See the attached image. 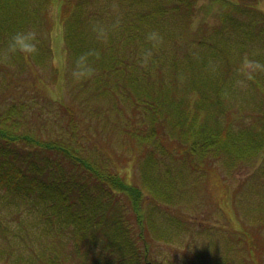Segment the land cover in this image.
<instances>
[{
  "label": "trees",
  "instance_id": "trees-1",
  "mask_svg": "<svg viewBox=\"0 0 264 264\" xmlns=\"http://www.w3.org/2000/svg\"><path fill=\"white\" fill-rule=\"evenodd\" d=\"M54 2L44 0L40 14L32 18L26 0H0V47H6L16 63L23 62L26 65L28 57L38 62L47 59L46 54L51 55L53 43L42 41L45 39L44 36L41 37L42 33L36 34V39L42 40L36 41L34 53H25L19 46L13 50L10 43L15 34H26L33 25L38 27L39 17L43 24H48L52 29L54 23L49 13L53 10L51 5ZM92 2L64 0L55 9V16L62 24L60 32L63 49L72 53L70 57L75 62L76 56H80L79 73L82 81L78 91L73 94L74 98L69 93V84L67 87L64 83L68 96L78 102L76 106H63L62 117L56 120V127L52 125L55 121L48 106L42 105L37 110L28 109L34 103L31 99L11 97L5 105L0 106V209H15L19 214L17 217L32 216V225L40 231L39 236L52 239L55 246L48 249V254L47 249L40 251L35 264H66L67 253L75 264H175V260L155 258L150 250L151 241L148 237L151 236V231L163 235L168 230L173 232L177 227L182 232L186 229L184 220L173 213L166 214L157 206L163 220L153 228L146 222L143 198L149 194L158 196L160 192L156 190L153 193L150 187L140 189L132 185L117 171L108 167L110 157L104 159L99 153L86 152L96 149L83 131L80 112L87 114L94 111L98 114L97 107L86 106L109 94L121 99L125 96L134 109L138 104H143L142 110L146 111L147 107L151 115L150 131L153 130V135L142 137L141 130L137 133L125 131L137 139L138 144L150 142L149 138L156 142L155 150H145L143 161L150 163L152 159L156 161L158 153H167L158 137V125L167 124L171 127L172 136L179 140L178 148L186 153L185 161L190 165L192 160H198L202 164L209 157L222 160L226 154L230 155L226 158L232 163L251 162L255 159L258 161L264 154V106L260 104V111L251 112L255 119L241 133L234 134L219 122L211 129L208 127L211 121L209 118L217 120L218 114L209 110H223L222 95L229 87L223 83L222 75L211 82L210 79L217 77V74L211 75L200 60H188L185 68H176L174 73L176 77L184 72L186 76H191L190 89L177 82H173L178 87L174 88L170 82L150 80L153 79L151 68L156 63L163 62L165 51L156 47L154 41L146 39L147 35L155 30L163 38L170 37L166 21L182 22L195 8L196 0H125L124 3L132 9L125 10L122 18L110 21L109 29L106 30L109 34L106 43L104 45L101 39V46L96 49L86 44L83 33L80 35V43H76L80 25L88 20L83 17L84 14H92V19L93 16L100 18L101 15L110 13L106 6L95 9L91 6ZM216 2L220 5V23L205 30L203 35H209L212 30H224L220 31L219 40L212 42L209 37L201 38L203 35L190 37L189 31L186 36L189 42H196L199 47L212 52V58L226 57L230 48L239 47L243 59V51L250 40L263 42L264 24H260L263 17L254 16L245 23L236 15L243 12L258 15L256 0ZM131 11L134 12L133 15ZM227 29L229 32H226ZM235 31L240 32L239 37L231 34ZM219 42L225 43L223 49L217 46ZM127 48L133 51L130 56L135 62L141 60L145 51L151 50L152 55L143 72L136 70L122 55ZM220 51L223 53L218 54ZM255 60L264 64V57ZM83 73L86 77L81 78ZM144 76L147 79L142 80ZM256 76L254 74V77H250L251 83L255 90L262 91L264 81ZM156 77L159 78L160 74ZM55 103L58 102L55 100ZM31 123L38 125L41 135L32 131ZM84 139L90 141L93 148L89 149L84 144ZM229 147L233 150H228ZM169 156L172 158L171 153ZM94 181L100 185L95 190L92 189ZM117 195L122 198V195L125 196L123 203L118 202V198L114 201ZM169 199L170 197L165 200L170 203ZM159 204L168 205L163 202ZM125 206H129V209ZM131 216L134 217V225L130 226ZM0 221V232H3L5 222L1 215ZM4 255L0 251V260ZM22 257L18 255L17 263L10 264H26V261L21 260ZM9 258L10 254L6 253L5 263L0 264H8Z\"/></svg>",
  "mask_w": 264,
  "mask_h": 264
},
{
  "label": "rangeland",
  "instance_id": "rangeland-1",
  "mask_svg": "<svg viewBox=\"0 0 264 264\" xmlns=\"http://www.w3.org/2000/svg\"><path fill=\"white\" fill-rule=\"evenodd\" d=\"M54 1L51 5L53 10L49 13L54 27L51 29L48 24H43L40 17L38 27H35L36 25L29 27L30 31H35L36 34L42 33L41 37L44 36L45 39L40 40L53 43L51 55L46 54L47 59L37 62L28 57L26 65L23 62L16 63L8 49L0 47V106L5 105L11 97L31 99L34 103H31L28 109L37 110L42 105L48 106L55 121L52 125L56 127V120L62 117L63 106L74 107L78 103L71 99L74 98L73 94L78 91L82 80L79 73L80 56H76L75 62L70 57L72 53L63 49L60 32L62 24L55 16L57 14L55 9L59 8L64 0ZM92 1V7L99 10L100 7L106 6L110 13L103 14L100 18L93 16L92 19H90L92 14H84L83 17L88 20L80 25L76 43H80V35L83 33L86 44L96 49L101 46V39L105 45L109 36L106 30L109 29L110 21L122 18L124 11L132 8L124 3L125 0ZM196 1L195 8L182 22L166 21L170 37L164 38L162 45L154 41L156 47L165 51L164 60L151 68V76L157 80L149 79L153 82H170L173 86V82H177L178 85L190 89L189 78L192 77L186 76L185 72L176 77L174 71L176 68H185L188 60H200L211 75L217 74V77L210 79L211 82L222 75L223 83L229 86L228 91L222 95L223 110L217 112L218 108H210L209 112L217 113L218 117L217 120L210 117L208 127L213 129L219 122L220 125L229 128L230 132L241 133L245 128H249L255 119L251 112L260 111V104L264 106V90H255L250 78L256 74V78L260 77L264 81V64L255 60L264 57V38L262 37L263 42L248 41V47L243 51V59L239 47L230 48L226 57L212 58V52L205 47H199L196 42H189L186 34L189 31L190 37H198L205 34L203 33L205 30L220 23V5L216 0ZM43 2L44 0H26L32 18L40 14ZM256 7L258 15L243 12L236 16L245 23L254 16L263 17L260 24H264V0H256ZM131 12L133 15L134 12ZM215 31L217 32L213 33ZM220 31L224 30H212L209 35H203L201 38L209 37L212 42H217L221 35ZM226 32H229V29ZM231 34L240 36L239 31ZM40 40L36 39L37 42ZM224 44L219 42L217 46L223 49ZM132 54L133 51L127 48L122 55L136 70L143 72L146 67L141 66L140 59L135 62L130 56ZM158 74L159 78L156 77ZM84 77L86 75L83 73L81 78ZM144 79L147 77L144 76L142 80ZM64 83L67 87L69 84L68 90L72 97L68 96ZM110 95L112 94L86 106L97 107L98 114L94 111L87 114L80 112L79 119L83 131L97 150L86 152L99 153L104 159L110 157L111 160L108 161L112 165L108 163V167L112 171H117L132 185L140 189L150 187L153 193L156 190L160 192L158 196L149 194L142 201L146 222H149L152 228L163 220L158 208L168 215L173 213L180 217L186 225L182 232L178 227L173 232L168 230L163 235L151 231V236L157 238L153 240L151 236L148 237L151 241L150 250L155 258L175 260L177 264H264V154L258 161L255 159L251 162L232 163L227 159L230 155L226 154L222 160L209 157L202 164L198 160H192L193 162L188 165L185 161L186 153L178 148L179 140L172 136L171 127L160 124L158 137L167 153L165 155L158 153L155 156L156 161L152 159L148 163L143 161L145 150H155L156 142L149 138L150 142H144L145 145L138 144L137 139L125 132L137 133L141 130L142 137L153 135V130L150 131L152 125L148 108L145 107L146 111H143V104H138L134 109L125 96L121 99ZM240 114L242 115L238 117ZM37 126L30 124L32 131L41 135ZM83 141L89 149L93 148L90 141L87 139ZM229 149L233 150L232 147ZM169 153L172 154V158ZM92 185L94 190L100 186L96 181ZM122 196L125 199V196ZM168 197L170 203L165 200ZM117 198L118 202L123 203L120 195L114 199L115 202ZM158 202L168 205L162 206ZM125 207L129 209V206ZM0 215L5 222L4 230L0 232V251L5 255L10 254L8 264L17 263L18 255L24 257L21 260L26 261V264H35L40 251L47 249L48 254V249L55 246L49 237L39 236L40 231L32 225V216L17 217L19 214L15 209H0ZM173 218L178 220L176 217ZM129 223L130 226L134 225L133 216L130 217ZM164 224L168 226L167 223ZM134 227L137 230L136 226ZM5 255L0 263H5ZM65 258L66 264H75L69 253Z\"/></svg>",
  "mask_w": 264,
  "mask_h": 264
},
{
  "label": "clouds",
  "instance_id": "clouds-1",
  "mask_svg": "<svg viewBox=\"0 0 264 264\" xmlns=\"http://www.w3.org/2000/svg\"><path fill=\"white\" fill-rule=\"evenodd\" d=\"M146 39L150 41H157L159 45L163 44L164 38L163 36L153 30L150 32ZM36 33L35 31H29L26 34L24 33H17L11 38L10 47L13 50H16L17 46H19L20 50L25 53H34L36 51ZM152 52L151 50H147L143 53V56L141 57V66H146L148 58L151 57Z\"/></svg>",
  "mask_w": 264,
  "mask_h": 264
}]
</instances>
